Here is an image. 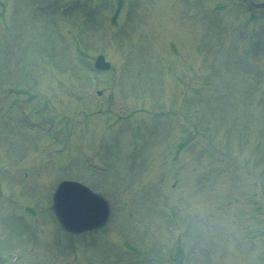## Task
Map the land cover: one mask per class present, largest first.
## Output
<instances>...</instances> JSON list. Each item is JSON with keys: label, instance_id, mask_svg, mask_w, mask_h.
Segmentation results:
<instances>
[{"label": "rangeland", "instance_id": "rangeland-1", "mask_svg": "<svg viewBox=\"0 0 264 264\" xmlns=\"http://www.w3.org/2000/svg\"><path fill=\"white\" fill-rule=\"evenodd\" d=\"M0 264H264V0H0Z\"/></svg>", "mask_w": 264, "mask_h": 264}, {"label": "water", "instance_id": "water-1", "mask_svg": "<svg viewBox=\"0 0 264 264\" xmlns=\"http://www.w3.org/2000/svg\"><path fill=\"white\" fill-rule=\"evenodd\" d=\"M96 68L108 70L110 65L101 57ZM53 208L62 227L75 234L103 227L110 213L104 199L76 182H63L59 186Z\"/></svg>", "mask_w": 264, "mask_h": 264}]
</instances>
